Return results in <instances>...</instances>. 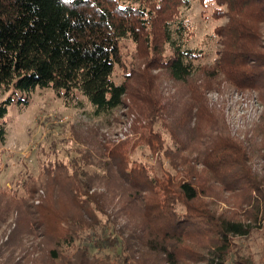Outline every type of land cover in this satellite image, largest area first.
I'll return each instance as SVG.
<instances>
[{
    "label": "trees",
    "instance_id": "trees-1",
    "mask_svg": "<svg viewBox=\"0 0 264 264\" xmlns=\"http://www.w3.org/2000/svg\"><path fill=\"white\" fill-rule=\"evenodd\" d=\"M210 1L213 15L225 22L213 31L218 57L202 65L196 61L204 51L190 46L194 28L183 14L191 0H0V90L10 92L0 102V145L7 141L4 118L13 95L52 88L67 106L79 95L86 98L93 117L135 109L134 129L141 124L144 130L138 140L169 164L158 172L132 160L125 140L102 144L96 157L83 150L81 160L58 161L15 187L0 188V222L15 216L16 236L9 242L19 241L24 250L21 263L11 254L2 264H32L25 234L42 237L48 264H85L90 247H118L121 239L98 215L108 217L113 187L128 204V216L138 218L148 248L135 262L122 254L123 264H145L152 255L169 264H254L235 237L249 235L264 217V173L249 165L244 142L225 133L206 92L220 78L264 91V0ZM125 39L135 43L132 50ZM117 68L128 71V79L116 82ZM154 68L190 88L173 120ZM161 127L173 146L165 145ZM191 132L198 142L190 141ZM94 178L104 180L105 190H96ZM219 189L233 191L240 203L217 211L212 197H220ZM111 263L109 254L91 262Z\"/></svg>",
    "mask_w": 264,
    "mask_h": 264
},
{
    "label": "rangeland",
    "instance_id": "rangeland-1",
    "mask_svg": "<svg viewBox=\"0 0 264 264\" xmlns=\"http://www.w3.org/2000/svg\"><path fill=\"white\" fill-rule=\"evenodd\" d=\"M213 7L210 0L205 4L201 0H191L190 6L183 8V14L194 28L190 46L200 47L204 51L203 58L197 60L196 64H211L218 57L220 45L213 36V31L217 25L225 21L213 15ZM124 43L125 48L129 50L135 46L130 39H125ZM151 72L159 79L165 102H171L174 107L173 113L170 114L172 116L170 120H173L189 101L190 88L188 90L174 81L164 70L154 68ZM126 74L128 71L117 68L115 81L120 83L128 79ZM218 80L220 81L206 92L213 115L218 122L225 123V133L244 142L248 149L249 165L262 175L264 173V91L241 89L226 79ZM9 95L10 92L0 90V102ZM77 102L76 105L67 106L56 96L52 88L38 87L29 95L25 92L13 95V102L8 106L4 118L7 126V141L4 145H0V188L15 187L18 183L43 173L44 168L58 161L70 165L74 158L81 160L80 155L83 150H89L96 157L97 150L102 144L110 143L111 146L125 140L131 144L128 152L132 160L147 162L157 168L158 172L168 168L167 159L161 158L160 154H156L142 140H138L140 134H144V130L141 124H138V131L134 129V124L137 122L135 109L122 107L114 110L110 116L93 117L91 105L86 98L79 95ZM160 129L166 139L165 145L173 146L170 134L162 127ZM197 139L199 136L191 132L190 141L195 142ZM132 144L134 147L131 150ZM117 181L120 182L118 179ZM93 182L96 190H105L102 188L104 180L94 178ZM217 184L221 186L220 183ZM115 189L118 191L113 187L107 198L108 217L101 213L98 215L103 222H108V230L117 235L121 243L118 247L111 248L90 247L84 258L85 264H91L93 258L107 254L111 257V264H123L119 261L122 259V254L128 255L129 260L135 262L136 257L141 256L139 260H142L148 252L144 243L145 238L142 236L143 231L137 222L138 218L134 215L128 216V204H125V199L116 196ZM219 192L220 197H212V207L219 212L234 208L241 201L237 200L231 190L223 193L219 189ZM40 196H44L42 188L36 195V203L40 200ZM253 225V232L247 236H236L235 240L241 244V253L250 257L254 264H264V217ZM16 228L13 215L0 222V264L6 262L11 254L21 263V254L23 255L24 252L21 251V243L18 241L11 245L9 242L16 236L14 235ZM23 236L25 251L29 250L26 259L32 264H48V255L41 243L42 237L29 234ZM148 259V263L145 264H169L157 255H152ZM136 264L141 263L136 262ZM192 264H205V262L197 261ZM226 264L233 263L228 259Z\"/></svg>",
    "mask_w": 264,
    "mask_h": 264
}]
</instances>
